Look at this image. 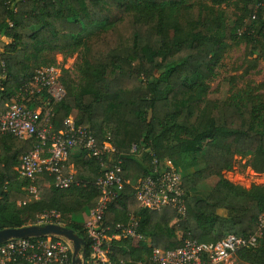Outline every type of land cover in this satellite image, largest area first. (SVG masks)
Masks as SVG:
<instances>
[{"label": "trees", "instance_id": "obj_1", "mask_svg": "<svg viewBox=\"0 0 264 264\" xmlns=\"http://www.w3.org/2000/svg\"><path fill=\"white\" fill-rule=\"evenodd\" d=\"M245 7L254 11L259 31H264V0H246ZM242 24L238 20L236 25ZM237 26H222L213 6L186 0H0V41L8 39L0 45L3 92L9 96L35 68L56 65L54 59L40 63L41 52L79 51L85 82L74 89L60 77L65 94L48 104L50 123L56 131L71 114L99 145L109 134L114 156L122 160L123 188L105 221L125 223L133 215L138 231L161 251L181 246L186 237L199 242H214L228 233L247 237L264 214V185L239 187L223 173L238 156H248L247 166L264 173V114L249 99L223 102L201 95ZM34 101L30 105L39 104ZM32 142L0 136V229L31 225L36 215L55 209L62 225L87 246L83 223L73 215L95 204L93 182L105 168L97 159L76 153L69 162L78 184L57 189L38 180L39 196L29 200V181L19 178L15 167ZM132 144L181 169H186L184 155L201 154L203 165L182 174L184 218L170 207L148 210L138 205L134 183L149 172L150 157L147 151L140 157L129 154ZM211 177L217 180L204 196L192 194ZM262 228L256 245L239 249L236 257L264 264ZM114 243L115 256L136 262L150 252L136 239Z\"/></svg>", "mask_w": 264, "mask_h": 264}, {"label": "built area", "instance_id": "obj_2", "mask_svg": "<svg viewBox=\"0 0 264 264\" xmlns=\"http://www.w3.org/2000/svg\"><path fill=\"white\" fill-rule=\"evenodd\" d=\"M4 73L5 63L0 58V136L33 141L32 147L20 155L15 167L18 177L29 181L26 187L29 200L39 196L35 184L38 180L44 186L57 189L78 184L73 163L69 162L76 153L97 159L105 168L93 182L98 198L89 208L88 219L83 224L88 244H84V256L80 255L82 264H232L239 249L256 245V238L264 227V214L258 216L255 233L247 237L228 233L214 242L186 237L181 246L164 251L152 246L150 238L147 237V241L138 231V221L133 215L125 223L106 222V211L110 203L119 198L123 188L122 160L120 156H114L116 150L108 142L109 134L99 145L91 130L76 124L71 114L63 119L60 129H53L48 104L59 101L65 94L57 67L35 68L9 96L3 92ZM36 99L39 104L30 105ZM145 151L150 157V169L135 181L134 199L142 208L170 207L179 219L184 218L186 208L181 172L168 160H159L149 148L140 149L132 144L129 154L138 157ZM46 223L62 225L60 212L51 209L39 213L31 225ZM123 239L144 242L150 248L149 254L138 262L115 256L112 246ZM0 264H72V245L65 237L54 234L9 238L0 243Z\"/></svg>", "mask_w": 264, "mask_h": 264}, {"label": "rangeland", "instance_id": "obj_3", "mask_svg": "<svg viewBox=\"0 0 264 264\" xmlns=\"http://www.w3.org/2000/svg\"><path fill=\"white\" fill-rule=\"evenodd\" d=\"M186 2H201L213 6L222 26H237L238 20H242L243 23L241 26H237L238 28L231 39L225 40L223 56L216 64L214 76L202 85L201 95L203 98L223 102L249 99L264 114V31H259L261 23L254 17V11L250 12L245 7L246 0H229L219 4L212 3L210 0H186ZM262 18H264V12L261 13ZM3 40L0 41V45L8 41L6 38ZM51 59L55 60V67L59 69V79L61 77L64 81H68L74 89L85 82L79 51L71 53L61 49L43 51L38 57L40 63L49 62ZM247 159L248 156H238L232 168L223 173V177L234 185L244 188H249L252 184L264 185V173L254 172L247 166ZM183 160L186 169L178 168L181 174L193 171L203 165L200 153L186 154ZM216 180L217 177H211L203 181L195 187L192 194L197 197L204 196ZM16 205L20 204L16 203ZM88 214L89 209H82L73 215V219L84 224L88 219ZM232 264L251 263L235 257Z\"/></svg>", "mask_w": 264, "mask_h": 264}, {"label": "water", "instance_id": "obj_4", "mask_svg": "<svg viewBox=\"0 0 264 264\" xmlns=\"http://www.w3.org/2000/svg\"><path fill=\"white\" fill-rule=\"evenodd\" d=\"M45 234L63 236L72 245V264H82L80 255L84 256V239L73 229L55 223L43 225H27L22 227H6L0 229V243L13 237H37Z\"/></svg>", "mask_w": 264, "mask_h": 264}, {"label": "crops", "instance_id": "obj_5", "mask_svg": "<svg viewBox=\"0 0 264 264\" xmlns=\"http://www.w3.org/2000/svg\"><path fill=\"white\" fill-rule=\"evenodd\" d=\"M139 157V156H138Z\"/></svg>", "mask_w": 264, "mask_h": 264}]
</instances>
